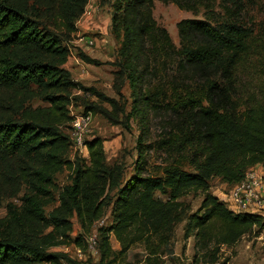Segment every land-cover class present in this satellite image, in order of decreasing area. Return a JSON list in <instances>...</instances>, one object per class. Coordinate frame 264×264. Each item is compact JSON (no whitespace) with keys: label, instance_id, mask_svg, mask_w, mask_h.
Instances as JSON below:
<instances>
[{"label":"trees","instance_id":"16d2710c","mask_svg":"<svg viewBox=\"0 0 264 264\" xmlns=\"http://www.w3.org/2000/svg\"><path fill=\"white\" fill-rule=\"evenodd\" d=\"M160 1L194 13L202 8L205 17L177 22V48L152 15L154 0H114L111 31L117 36L121 33L120 68L131 88L133 107L128 113L119 110L120 121L117 113L94 103L84 105L85 112L100 113L113 123L124 122L127 128L129 119L140 111V102L169 112L155 141V149L166 155L156 166L162 175L138 174L124 182L122 165L106 162L99 137L85 141L86 162L63 160L71 144L69 134L61 129L70 120L66 92L75 87L109 99L71 79L63 67L66 49L41 25L38 12L13 0H0V87L34 83L43 89L48 102L23 120L0 121V159L16 153L43 154L41 163L28 174L20 203H8L6 215L0 218V264H63L62 259L79 264L47 247L73 243L87 251V237L109 207L111 224L96 229L98 264H119L135 244L143 246L145 264H163L168 232L181 219L179 198L191 191L204 192L199 206L202 214L189 217L195 255L206 257L204 264L216 262L221 245L233 244L254 226L263 228L261 214L229 209L206 191V180L219 177L233 185L250 167L264 165V39L256 42L252 29L236 22L213 24L210 13L215 0ZM260 1L264 2L221 0L220 4L231 19L244 3ZM54 2L59 4V19L70 29L72 17L84 10L87 0ZM12 47L34 48L35 52L18 58L11 53ZM254 55L261 57L255 73L248 76ZM168 68L174 73H168ZM153 78L158 83H152ZM184 162L195 173L182 170ZM66 165L71 180L60 190L58 206L46 214L54 174ZM155 191L165 198L155 196ZM73 217L81 233L72 238ZM110 235L119 249L111 246Z\"/></svg>","mask_w":264,"mask_h":264},{"label":"rangeland","instance_id":"374dc122","mask_svg":"<svg viewBox=\"0 0 264 264\" xmlns=\"http://www.w3.org/2000/svg\"><path fill=\"white\" fill-rule=\"evenodd\" d=\"M14 3L29 11L39 13V21L43 27L50 30L59 39L62 47L66 49V61L63 67L70 72L73 81L85 87H94L106 98H97L90 91L70 88L66 95L68 97L67 109L70 120L61 129L68 135L70 122L73 115L82 114L84 105L94 103L101 108L117 113L120 121L123 120L119 110L126 113L133 107L131 88L125 78V74L120 68V58L118 49L121 44V33L117 36L111 31V17L113 15L112 4L114 0H94V4L88 3L92 13H84L83 10L71 19L72 28L68 29L57 15L59 4L54 0H13ZM221 0H215L211 16V22L224 23L236 22L240 25L252 29L253 36L257 40L264 39V2L253 4L244 3L241 11L231 16L230 19L221 7ZM152 15L157 24L164 27L177 48H179V36L176 24L181 19H203L204 10L201 8L197 12L179 9L175 4L163 3L154 0ZM209 15V14H208ZM11 53L18 58H24L35 49L25 50L21 47H12ZM261 57V55H259ZM254 55L248 63L250 74L255 73L258 66V57ZM168 73L173 74L174 69L168 68ZM243 76V75H242ZM247 77H244V80ZM152 83H158L157 78L151 79ZM246 82V81H245ZM113 102L115 106H113ZM48 105L45 92L34 83L27 86L15 85L11 88L0 87V121L7 118L23 120L27 118V113L33 112L37 108ZM140 111L133 115L128 123L129 128L124 126V122L113 123L100 113L92 114L93 118L90 130L85 134L84 140L94 137L102 139L106 162L109 165L120 163L123 167V181H127L134 175L152 174L161 176V172L156 170V166L165 159L166 155L155 149V141L159 138L169 112L158 110L155 106L140 102ZM65 161L88 160L86 146L77 147L69 144L62 154ZM43 160V154L16 153L12 156L0 159V218L6 215L8 203L19 204L20 197L27 187L28 174L32 168L38 166ZM182 170L195 173V170L187 162L182 165ZM260 181L261 192L258 200L262 201L261 208L256 213L264 217V165L258 164L247 170ZM71 171L68 166L54 174L52 187V200L45 206V213L48 214L58 206V196L62 187L71 180ZM253 178L250 176L244 179L245 185ZM206 191L223 201L229 209L234 212L241 210H251L252 201L248 208L237 209L230 199V195L235 186L223 182L219 177H210L206 180ZM111 191L109 195H112ZM154 195L165 198V194L155 191ZM204 197V192H189L179 199L183 202L180 221L172 224L168 232V245L166 256L163 257V264H204L208 259L195 255L194 251V230L189 229V217L192 214H202L199 206ZM252 211V210H251ZM112 216L110 207L105 214L95 222L92 233L87 237L95 239L96 229L100 226L111 224ZM72 230L70 236L73 238L81 233V228L76 217L71 218ZM48 230V229H47ZM96 241V240H95ZM110 242L113 249H119V244L113 235H110ZM93 248L79 255L78 247L73 243L58 244L47 247V251L61 253L69 259L79 262V264H98V253L96 244ZM144 248L141 244L133 245L124 259L119 264H145ZM63 264H68L62 259ZM48 264V263H46ZM212 264H264V226L263 228L252 227L243 234L236 242L228 245H221L218 251V258Z\"/></svg>","mask_w":264,"mask_h":264},{"label":"built area","instance_id":"2783aa9c","mask_svg":"<svg viewBox=\"0 0 264 264\" xmlns=\"http://www.w3.org/2000/svg\"><path fill=\"white\" fill-rule=\"evenodd\" d=\"M84 13H92L91 9L86 4L83 10ZM93 115L90 111L83 112L79 115H73L70 122V128H69V139L71 145L81 147L86 146L84 136L85 134L90 130V125L92 121ZM253 167V166H252ZM251 168V167H250ZM247 172V171H246ZM253 178L252 181H250L251 184L245 185L244 179L248 177ZM262 188V185H260V181L254 177V175L250 173H246L245 177L238 183L235 184L232 193L230 195V199L234 206L240 211V208H248L250 205V202L252 201V198H254V201L252 202V211L251 210H241L240 212H250V213H256L257 210L261 208L262 201L258 200V194L261 192V190L258 189ZM95 239L93 237H89L87 239L88 248H93L92 245L95 244ZM79 255L82 254L81 250H77Z\"/></svg>","mask_w":264,"mask_h":264},{"label":"crops","instance_id":"0c3cea01","mask_svg":"<svg viewBox=\"0 0 264 264\" xmlns=\"http://www.w3.org/2000/svg\"><path fill=\"white\" fill-rule=\"evenodd\" d=\"M89 2H91L92 4H94L95 1L94 0H87V3L86 4L88 5ZM91 11L93 12V5H92V10Z\"/></svg>","mask_w":264,"mask_h":264}]
</instances>
